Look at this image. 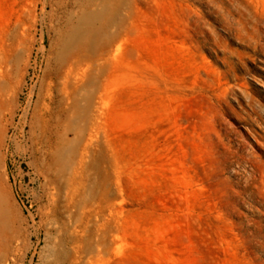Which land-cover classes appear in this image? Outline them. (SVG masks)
Segmentation results:
<instances>
[{"label":"rangeland","instance_id":"rangeland-1","mask_svg":"<svg viewBox=\"0 0 264 264\" xmlns=\"http://www.w3.org/2000/svg\"><path fill=\"white\" fill-rule=\"evenodd\" d=\"M0 135V264H264V0H0Z\"/></svg>","mask_w":264,"mask_h":264},{"label":"bare ground","instance_id":"bare-ground-1","mask_svg":"<svg viewBox=\"0 0 264 264\" xmlns=\"http://www.w3.org/2000/svg\"><path fill=\"white\" fill-rule=\"evenodd\" d=\"M82 101H83V97H81V96H72V94H67V93L65 94L64 93L63 97L59 100V104H61L64 107V113H65V115H67V118L72 119V117H74L71 115L72 112H75L74 115L76 113L79 114L81 112L80 110H82V108H81ZM69 130L71 131V129H69ZM1 140H2V135H0V142H1ZM70 180L71 181L68 183V186L73 185V183L75 181L73 176H72V178H70ZM8 222H9V219L7 217V212L5 209L3 196H2L1 191H0V226L1 225L6 226L8 224Z\"/></svg>","mask_w":264,"mask_h":264}]
</instances>
